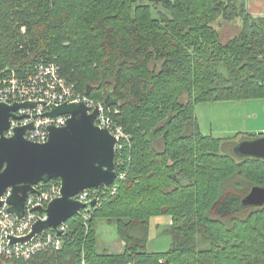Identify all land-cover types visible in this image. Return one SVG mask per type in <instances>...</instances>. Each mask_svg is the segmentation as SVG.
<instances>
[{
  "label": "trees",
  "instance_id": "trees-1",
  "mask_svg": "<svg viewBox=\"0 0 264 264\" xmlns=\"http://www.w3.org/2000/svg\"><path fill=\"white\" fill-rule=\"evenodd\" d=\"M221 18L242 19L227 42ZM0 35V68L57 63L79 91L115 102L132 139L118 192L90 205L86 224L70 218L61 249L9 263L264 264V205H242L264 186V159L235 151L263 133L204 134L195 112L264 98V16L246 0H0ZM166 214L172 247L150 252L151 219ZM100 219L117 225L122 251H100Z\"/></svg>",
  "mask_w": 264,
  "mask_h": 264
},
{
  "label": "water",
  "instance_id": "water-1",
  "mask_svg": "<svg viewBox=\"0 0 264 264\" xmlns=\"http://www.w3.org/2000/svg\"><path fill=\"white\" fill-rule=\"evenodd\" d=\"M115 102L106 98L102 105L109 107ZM37 102L0 103V206L1 196L12 188L9 211L22 218L25 215V199L34 192V185L61 180V195L53 199L46 208L37 207L47 215L39 220L33 231L21 240H26L43 230L68 221L87 205L96 200L81 202L74 196L82 190L101 185H110L117 176L116 137L107 128L100 127L95 120L99 114L92 112L84 102H66L51 106L44 115L69 114L66 125L48 126L49 139L37 142L25 138L27 129L33 125L18 127L13 136H6L11 118L19 117L16 111L34 107ZM235 151L241 156L264 159V136L239 142ZM243 206L264 205V186L253 185L242 198ZM59 235L62 231L58 232ZM18 239L12 238V241Z\"/></svg>",
  "mask_w": 264,
  "mask_h": 264
},
{
  "label": "built area",
  "instance_id": "built-area-1",
  "mask_svg": "<svg viewBox=\"0 0 264 264\" xmlns=\"http://www.w3.org/2000/svg\"><path fill=\"white\" fill-rule=\"evenodd\" d=\"M26 101L37 102V105L17 110L16 114L19 117L11 118L10 127L5 131L6 136H13L18 127L32 124L33 127L26 130L25 138L37 142H46L49 139L48 126H64L67 124L70 115L51 116L44 115L45 112L51 110L53 105L66 102H84L90 107L89 112L96 108L99 109L95 122L115 135L117 140L116 151L117 155H120V160H116L117 167L118 165L124 167L125 153L132 146L130 134L115 121L109 113V107L103 106L102 101L79 91L75 84L69 82L61 73L57 63L40 62L21 70L10 67L0 68V103L13 104ZM262 133L261 136H264V132ZM127 173L126 169H122L121 172L117 171V176L112 184L87 188L77 193L74 198L81 202L88 203L96 200V203H99L118 192L117 180H125ZM61 187L59 178L34 185L35 191L29 192L25 199V215L22 218L9 211V198L12 195V188L6 189L1 196L3 204L0 206V263L3 261L29 260L40 252L59 250L65 245L68 236L66 234L70 229L67 221L59 224L56 228L49 227L29 239L21 240L33 231L36 222L47 219L46 213L40 212L36 208H46L53 199L61 195ZM89 206L87 205L76 214L83 217L85 224L91 217ZM59 231H62L61 235L58 234ZM12 238L18 240L12 241Z\"/></svg>",
  "mask_w": 264,
  "mask_h": 264
},
{
  "label": "rangeland",
  "instance_id": "rangeland-1",
  "mask_svg": "<svg viewBox=\"0 0 264 264\" xmlns=\"http://www.w3.org/2000/svg\"><path fill=\"white\" fill-rule=\"evenodd\" d=\"M215 25L220 32L221 39L227 42L240 32L242 19L238 18L233 21H226L221 18L216 21ZM254 109L260 111L259 120L264 121V98L221 100L195 104V112L199 118L202 133H211V129L213 128L215 135L225 136L264 132V129L252 130L256 121L247 118V114ZM171 223V216L167 214L152 217L146 247L148 251L164 252L172 247L173 237L165 231V228L170 226ZM97 233L100 251L107 250L117 253L124 249L125 241L119 236L115 223H109L105 219H100ZM1 264L13 263L3 261Z\"/></svg>",
  "mask_w": 264,
  "mask_h": 264
},
{
  "label": "crops",
  "instance_id": "crops-1",
  "mask_svg": "<svg viewBox=\"0 0 264 264\" xmlns=\"http://www.w3.org/2000/svg\"><path fill=\"white\" fill-rule=\"evenodd\" d=\"M249 12L255 16H264V0H246ZM247 118L254 119L256 121L255 126L252 130L264 129V121H260V111L254 109L252 112L247 114ZM247 124V123H246ZM214 129H211V133L214 134ZM218 131V130H216ZM224 132V131H223ZM220 134V133H218ZM222 134V133H221ZM172 222V218H171Z\"/></svg>",
  "mask_w": 264,
  "mask_h": 264
}]
</instances>
